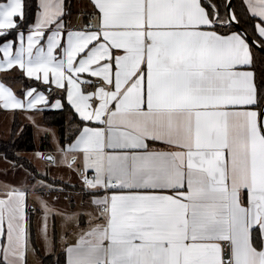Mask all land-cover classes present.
Here are the masks:
<instances>
[{
	"label": "snow or ice",
	"instance_id": "obj_1",
	"mask_svg": "<svg viewBox=\"0 0 264 264\" xmlns=\"http://www.w3.org/2000/svg\"><path fill=\"white\" fill-rule=\"evenodd\" d=\"M24 8L0 2V73L66 98L79 122L59 163L90 200L62 212L28 170L35 184L3 185L0 264L35 254L30 195L46 249L60 218L66 264H264V0H88L78 24L39 0L26 42ZM62 99L0 82L3 110Z\"/></svg>",
	"mask_w": 264,
	"mask_h": 264
},
{
	"label": "rangeland",
	"instance_id": "obj_2",
	"mask_svg": "<svg viewBox=\"0 0 264 264\" xmlns=\"http://www.w3.org/2000/svg\"><path fill=\"white\" fill-rule=\"evenodd\" d=\"M4 77L8 79L4 80ZM10 77L12 76L4 75L1 77L0 81L5 83L7 86H9L14 91V93L19 97L20 95L19 91L22 90V81H19V80L11 81ZM36 88L39 91H42L43 93L45 92L42 89V86L40 85L38 87L36 86ZM49 95L50 97L52 96V94H49ZM15 111H17L19 114L18 116L19 121H21L22 123H28L32 128V132H33L32 145L34 146V150L30 152H22L18 154V157H20L26 163L23 165H20V162H18L17 160H13V162H10L0 156V188H2V186L5 184L14 186V187H19L21 186L22 182H24L26 179L29 183L35 184L36 183L35 179H32V177H26L25 170H28V172H31L35 178L42 179L46 185H51L53 187L52 195H48L47 188L44 190V193H43L44 198L48 201V203L51 206H53L52 203L55 201L54 200L55 197H57V199H61L62 197L66 196L61 193L59 194L56 193L59 190L57 187H54V186L58 185L59 189L67 192L69 190V185L66 183L70 181L69 174L72 175V172H73L72 170L70 172V169L66 165L59 163L58 145L60 146V144H59L57 130L54 127H49L41 123V118H40L41 112L40 111L39 112H35V111L25 112L22 110L8 111V110L1 109L0 111V138L4 141L9 140L10 138L11 127L13 123V114ZM29 117H32V118L30 119ZM22 128H23V125L21 124L18 127L17 133H15V136H17L18 132H20ZM44 136H48L52 151L50 154L43 155V153L40 151V145H41V138H43ZM37 153H40L41 156H52L56 158V163L53 164L44 159H38L36 155ZM70 185H73V183H71ZM30 197H32V199H34V201L36 202V198L34 196L31 195ZM68 201L69 200H65V199L63 200V202L66 205L67 204L69 205L68 206L69 208L67 210L62 209V212L63 211L65 212L67 211L69 213L79 212L80 204L76 202L78 200L75 201V198H74L75 203H71V205ZM85 205H89V201H87ZM31 207L32 206H29V209ZM35 217H36L35 211H32L31 219L33 221L31 220L29 233H30V236L32 235L34 237V240L36 241L35 232H37L38 225L40 226V223L38 225H35ZM49 224H50L49 235L51 238L53 221L50 220ZM42 243L44 246V249H43L44 255L47 256V255L53 254L52 248L46 249L44 242ZM36 264H41V263H36Z\"/></svg>",
	"mask_w": 264,
	"mask_h": 264
},
{
	"label": "crops",
	"instance_id": "obj_3",
	"mask_svg": "<svg viewBox=\"0 0 264 264\" xmlns=\"http://www.w3.org/2000/svg\"><path fill=\"white\" fill-rule=\"evenodd\" d=\"M38 2H39V0H37V4H38ZM87 3H88V0H72V3L70 5V7H69L70 12H71V16L68 17V19H70L73 24H78V20L83 18V17H81L80 14H81L82 10L85 9V6L87 5ZM37 11H38V9H37ZM35 22H36V14H35L34 21H33L31 26H33L35 24ZM31 26H29V28H27L25 30H20V32L25 37V42H26V37L29 34V29H30ZM11 39H14V38H11ZM45 39H46V37H45ZM14 43L18 44L19 41L18 40H14ZM42 43H43V41H42ZM0 58H2V53H0ZM4 75H6V74L0 73V80H1V77L4 76ZM10 79H11V81H13V80L14 81H17V80L22 81V90L19 91V94H20L19 97L23 96V93H24V91L27 88L26 81H28V82L33 81V82L39 84L42 87H48V86L43 85L42 83H39V82H37L35 80H29L27 77L23 76L18 71L15 73L14 76L10 77ZM31 86L32 87H36V85H31ZM44 94L49 99L50 104L54 103L56 99H62L60 96L57 95V90H55L54 88L52 89V91L50 93L44 92ZM49 94H52V96L50 97ZM63 101L67 104L66 98L62 99V103H63ZM50 104H49L48 107L38 106V107L43 108V110L40 111L41 112L40 113V118L41 119H42V113L45 110H54V111L60 110V109L51 108ZM0 111H1V109H0ZM8 111H12V110H8ZM35 112H39V111H35ZM73 113L76 116L74 111H73ZM18 116H19L18 112L15 111L14 114H13V122L16 119L19 121V117ZM77 119H78V117H77ZM19 122L23 126L28 124V123H22L21 121H19ZM70 172H71V170H70ZM69 180L70 181L68 183H66V184L69 185V190L67 192L62 191L61 189H59L58 185L54 186V187H57L58 190H59L56 193H58V194L61 193V194L66 195V196L62 197L61 199H57V197H55L54 198L55 201L52 203V205L54 206V208H56V209H58L60 211H62V209H66L67 210L69 208L68 207L69 205L68 204L66 205L63 202V200L64 199L65 200H69L68 202L71 205V203H75L74 202V198H75V201L78 200L76 202L80 204L79 211H81L82 209H88L89 205H85V203L90 200V197H88L87 195H85L82 192V185H81V182H80L79 178L76 176L75 173L72 172V175L69 174ZM59 183H61V182H59ZM71 183H73V185H70ZM30 196L28 197V207L32 206L30 209H34L35 215H36V217H35V225H38L41 222L42 211L39 208V204L37 202H35L34 199H32V197H30ZM87 199H89V200H87ZM61 202H63V203H61ZM63 212H65V211H63ZM31 217H32V211H30L29 214H28L29 230H30V224H31V220H32ZM52 221H53V225H52V236H51V239H52V242H53L52 243V252H53V254L47 255V256L44 255V252H43L44 246H43V243H42L43 241L41 240V237H40L39 232H38V229H39V225H38L37 232H35L36 241L34 240V237L32 235L30 236V233H29V238H30V243H31L30 245H31V247H33L35 249V254H33L32 251L29 252L28 257H27L28 263H30V264L42 263V259L45 258V257L56 256L59 253H64L63 246H62V241H61V235L63 234V230L60 227V218L56 217ZM82 224L86 226V224H87V216L83 217ZM35 228H36V226H35ZM69 239L72 240V242H74V237L73 236L69 235ZM64 255H65V253H64ZM65 263H66V255H65Z\"/></svg>",
	"mask_w": 264,
	"mask_h": 264
},
{
	"label": "trees",
	"instance_id": "obj_4",
	"mask_svg": "<svg viewBox=\"0 0 264 264\" xmlns=\"http://www.w3.org/2000/svg\"><path fill=\"white\" fill-rule=\"evenodd\" d=\"M0 2H5V0H0ZM23 3L25 5L24 11L26 23L20 30H25L32 25L38 9L37 0H23ZM65 3L68 5V7H70L72 0H65ZM235 3L237 4V6H239L242 3V0H235ZM9 38L11 39L14 37ZM2 42L3 41L0 40V43ZM7 79L8 78L4 77V80ZM26 85H36L37 87L39 86V84L33 81H26ZM78 122L79 120L74 115L72 109L64 101L63 108L60 110L43 111L41 119L42 124L56 128L60 146H66L67 136ZM20 125L21 123L17 119L14 120L9 140L4 141L0 138V156L10 162H13V160H17L18 162H20V165H23L26 163L24 162V160L18 157V154L34 150V146L32 145L33 132L31 126L29 124H26L23 126L22 130L18 132L17 136H15V133H17V129ZM40 151L43 154L51 153L52 149L48 136H44L43 138H41ZM58 260L61 262V264H66L64 253H59L56 256L45 257L42 259L41 264H57Z\"/></svg>",
	"mask_w": 264,
	"mask_h": 264
},
{
	"label": "water",
	"instance_id": "obj_5",
	"mask_svg": "<svg viewBox=\"0 0 264 264\" xmlns=\"http://www.w3.org/2000/svg\"><path fill=\"white\" fill-rule=\"evenodd\" d=\"M42 89L47 92V93H50V91L48 90V87H42Z\"/></svg>",
	"mask_w": 264,
	"mask_h": 264
}]
</instances>
